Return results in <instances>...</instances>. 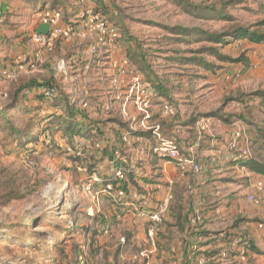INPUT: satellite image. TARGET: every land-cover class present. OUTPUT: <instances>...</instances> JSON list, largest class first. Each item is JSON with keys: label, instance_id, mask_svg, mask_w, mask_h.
<instances>
[{"label": "rangeland", "instance_id": "374dc122", "mask_svg": "<svg viewBox=\"0 0 264 264\" xmlns=\"http://www.w3.org/2000/svg\"><path fill=\"white\" fill-rule=\"evenodd\" d=\"M1 1L9 6V11L3 14L0 27V61L8 60L0 64V71L13 70L14 52L21 48L17 46L18 37H24L35 24L38 12L44 9L43 2H48L45 9H58L62 0ZM90 3L96 8L102 3V9L110 11L104 13L122 29L125 38L131 39L128 53L139 61L138 68L150 81H161L170 91V99L180 110L181 122L183 118L188 123L200 119L238 121L242 130L252 132L247 134L250 149L264 156V144L256 145L253 140L254 132L264 130V108L254 96L255 92L264 91V61H259L257 69L240 73L235 65L219 62L214 51L236 58L250 52L247 44L235 41L221 48L209 41V35L188 38L177 29L198 28L210 35H228L237 28L264 31V0H90ZM56 57L58 51L48 61L53 64ZM194 59L211 63L215 72L208 73ZM44 70L49 71L50 65ZM28 77L22 74L14 81L0 76V264H80L82 259L90 264H146L160 259L157 255L161 247L166 254L171 253L168 250L174 240L183 236L179 228L172 237L159 236L158 251L151 254L146 231L129 228L122 208L119 218H106L101 213L91 216V197L83 186L93 176L97 160L93 158L90 165L88 158L77 161L73 155L69 156L66 142L74 147L77 140L66 141L59 132H55L54 145L46 146L42 131L54 114L27 106L29 99L24 101L23 97ZM249 102L253 105L246 106ZM238 104L244 108L237 111L234 106ZM57 119L53 120L56 128L66 130L65 119L59 116ZM162 122L164 119L159 118L158 123ZM109 148L111 145H106L96 153L97 159L101 156L103 159L98 161L95 179L99 181L94 192L103 188L104 181L111 180L113 155ZM86 163H89L87 173L79 170ZM254 184L245 183L242 187L231 184L230 193L225 192L223 199L237 193L246 215L244 220L238 219L241 221L238 224L229 223V229L244 235L250 233V239L258 244L250 229L264 223V194ZM177 188L184 189L188 198L183 182ZM250 195L255 196L257 203L249 199ZM111 205L102 196L95 211L99 207L103 212L106 208L110 210ZM102 224H106L105 230L99 228ZM174 226L175 219L171 216L167 229L172 232ZM259 251L262 257L247 254L242 260L235 252V260L217 263L264 264L260 246Z\"/></svg>", "mask_w": 264, "mask_h": 264}, {"label": "built area", "instance_id": "2783aa9c", "mask_svg": "<svg viewBox=\"0 0 264 264\" xmlns=\"http://www.w3.org/2000/svg\"><path fill=\"white\" fill-rule=\"evenodd\" d=\"M37 17V28L49 25L48 34H38L37 30L29 34L25 38L26 51L16 54L13 70H3L2 75L7 79L14 78V81L22 74L29 77L44 75L49 57L54 56L60 46L66 47L64 54L56 57L50 66L48 73H52L56 81L41 88V105L61 107L60 112L74 110L78 113L79 122L84 120L85 124L81 126L83 134L77 135L79 141L74 147H67L66 152L69 156L88 158L90 165L93 158L97 159L96 153L104 150V141L115 136L113 130H119L122 145L113 151L111 164L115 169L112 179L96 192L97 174L84 182L85 193L91 197L90 214L92 216L98 207L100 197L107 196L126 214L134 213L138 218L147 219L146 233L152 254L157 251V241L163 232V220L172 196L157 202L153 191L128 193L125 189L130 175L138 176L143 168L142 160L137 157L139 141L151 133L154 138L151 151L155 158L173 163L182 177L198 175L202 173L203 166L196 151L203 143L207 123L198 121L197 140L189 154L181 153L175 140L163 138L161 129L150 123L152 111L159 105L161 116L172 118L177 115V108L160 101L146 75L128 57L121 30L96 7L82 5L70 20H66L61 10L53 8L41 9ZM3 21L0 10V27ZM44 138L50 143L54 136L46 131ZM251 156L249 138L242 129L234 130L227 145V161L242 164ZM89 163L81 165L79 170L87 173ZM254 186L264 194V180L256 181ZM249 199L257 203L254 195ZM200 220L196 217L193 222ZM257 238L264 252V223L257 225ZM233 243L237 249L242 245L240 258L244 260L243 240L236 237ZM80 264L90 263L82 259ZM146 264L159 263L150 260Z\"/></svg>", "mask_w": 264, "mask_h": 264}, {"label": "crops", "instance_id": "0c3cea01", "mask_svg": "<svg viewBox=\"0 0 264 264\" xmlns=\"http://www.w3.org/2000/svg\"><path fill=\"white\" fill-rule=\"evenodd\" d=\"M61 2L62 6L58 9L63 12L66 20H70L76 13H78L82 5L96 7L90 3V0H69V4L67 5H65L63 0ZM47 5L48 2H43L42 8L45 9ZM8 11L9 6L5 9V14L8 13ZM37 22L38 17L35 24L28 29V33H26L24 37H18L17 46H21V48L19 49L20 51L16 50L14 52V56L26 51L27 39L25 38L33 31L39 29L37 28ZM7 26L8 20H6L5 28ZM242 42L247 44V49L250 51L249 53H245L250 63V68L247 72H250L257 69L259 61H264V53L260 52V54H258V51H264V44L257 45L247 41ZM0 44H2V42H0ZM65 50V46H60L57 50L58 55H63ZM251 52L254 54H251ZM3 61L4 60L1 59V63ZM7 61L8 60L5 59L4 62L7 63ZM52 62H48L45 67H48L49 69V65L51 66ZM239 69L242 70L243 67L238 66L236 68V70ZM49 74L51 73H48L46 70L44 75L36 76L45 79L49 78L55 82L56 80L53 78V74ZM35 104L41 105V101L37 100ZM248 105L252 106L253 103L249 102L246 106ZM45 108L57 113L58 111L60 112L61 107ZM234 108H237L238 111L241 108H244V106L238 104L235 105ZM152 112L153 118L150 123L161 129L163 138L166 140H175L181 152H184L183 154H189L191 146L197 140L199 120L188 123V121L185 122V118H183V122H181L179 120V109L178 114L175 117H162L159 105H156ZM159 118L164 119L163 125L158 123ZM80 123L82 125L85 124L84 120H81ZM206 123L208 129L205 132L202 145L196 151L197 158L203 166L202 173L198 175L182 177L173 163L155 158L151 151L152 141L154 142L151 133L145 134L144 139L139 141L138 151L140 153L137 157L142 160L143 168L138 176L130 178L129 181L125 183V189L128 193L150 190L154 192L155 201L163 202L167 199L168 195L172 196L174 189H176V186L180 182H183L185 189L188 190V198L185 197V203L187 210H190L191 213V224L194 227L191 231L192 234L189 238L184 234L179 238L180 240H174L171 249L168 250V252L172 253V256L171 253L166 254L163 247L160 248L161 250H157V256L160 257V259L156 261L159 264H219L217 262L220 260H235L236 257L234 254H236L235 252H239V249L233 246V239L240 237L243 234L239 233L237 230H230L228 224L231 222L238 224V222H241L240 220L245 219L246 213L242 208L241 199L236 195L237 193L231 195L228 200H224L225 192L230 193L229 186H231V184L236 183L239 187H242L241 185L245 183L253 185L262 176L250 173L243 168L241 164L230 163L226 159L227 145L232 132L236 129H241L238 121H234L233 119H225L224 122L220 120H208ZM112 125L115 127V124ZM245 130L244 133L247 135L249 132L247 133ZM113 133L115 134L114 137L104 141L105 146L111 145L112 142L116 141L115 137L119 136L118 129H116V132L113 131ZM251 133L252 132L249 134ZM59 134L62 135V139L68 141V136L64 131L59 132ZM73 140H77L78 142L79 137L76 136ZM66 144L68 147L70 146L68 142H66ZM118 145V147H121L122 143ZM262 157L264 159V156ZM100 159H103L102 156L96 159L98 168V161H102ZM98 168L96 171H98ZM114 169L115 165L109 170L110 173H112L111 179L113 177ZM104 198L107 202L112 203L110 210L109 208H106L103 212L99 207L96 211L94 210L93 215L98 216L99 213H101L100 215H104L106 218H109L110 216L119 218L120 216L117 207L114 204V200L107 196H104ZM123 216L125 222L128 223L129 228L138 230V232L142 230L146 231L147 219L138 218L134 213L124 214ZM171 216L172 211L168 209L163 220V234L161 238L167 234V222L171 219ZM196 217H200L201 220L199 222H193V219ZM239 218L241 219L238 220ZM99 228L105 230L104 226H99ZM250 231L252 233L251 236L256 237L258 241L257 234H254L257 233V227L254 225L251 227ZM159 243H161L160 239ZM183 243L185 245H183ZM164 256H166V258ZM254 256L260 257L261 255Z\"/></svg>", "mask_w": 264, "mask_h": 264}, {"label": "trees", "instance_id": "16d2710c", "mask_svg": "<svg viewBox=\"0 0 264 264\" xmlns=\"http://www.w3.org/2000/svg\"><path fill=\"white\" fill-rule=\"evenodd\" d=\"M63 2H66V0H63ZM67 4H69V0H68V3L67 2L65 3V5H67ZM6 8H7V5L2 4V1L0 0V10H1L2 14L5 13ZM102 8H103V4L100 3L97 7V10L100 11L101 13H103L104 15H106L104 13L105 9H102ZM105 12L108 13L110 11L105 10ZM263 26H264V24H263ZM118 28L121 30L122 38H123L122 43H123V45L127 51L128 57L130 58V60L134 64H136L138 66L139 61H137L135 59L133 60V58L128 53L127 48L131 44V39L125 38L122 29L119 26H118ZM177 29L182 32L181 34L183 36H186L188 38H193L196 35H200V34L209 35L208 36L209 41L213 44L220 45L221 48H223V47L225 48V46H228L229 44H232L235 41H238V42L239 41L240 42L247 41L249 43L257 44V45L264 44V31H259L258 29L237 28V29L231 31L228 35H217V34L210 35V34L204 32L198 28L188 29V28H184V27H177ZM214 56L221 63H228L230 65H235V67L242 66L243 69L240 70V73L241 72H247L250 68L249 59L247 58V56L245 54H243L239 57L233 58V57H229V56H227L221 52L214 51ZM194 60L197 61L196 62L197 65L201 66L208 73H214L215 72L216 67L214 65H212L211 63L205 61L204 59H194ZM0 64H1V61H0ZM0 76L5 78L2 75V71H0ZM147 79H148V77H147ZM27 80H28V82L26 83V86L24 87V88H27L26 93H25L26 95H24V97H23L24 101H28V99H29L30 104H27V106H29V107L37 106V108L40 109L38 112H45L48 114H54V115H52L51 118L48 119V121H46V123H48V125L42 131V135H44L46 131H50L52 133V135L55 136L56 135L55 132H61L62 131V130L57 129L56 128L57 126L54 125L53 120L56 121L58 116L61 117L62 119H65V122H66L65 124L67 125V129L64 130V133L68 136V139L73 140L74 137H76L77 135L83 134V132L81 130L82 124L78 120V113L76 111L68 110L66 112H59L58 111L57 113H54V112H52L53 110L46 109L45 107H43L41 105L35 104V102L37 100L41 101V93H40L41 88L44 87L45 85L48 86V85L53 83V82H51V79H46L48 81L45 82V80L40 78V76H32V77H28ZM148 81L151 83L153 89L157 92L161 102H169V103L174 105V103L172 102V99H170V91L165 88L164 84L161 81L156 80V81L152 82L149 79H148ZM254 96L257 99H260L261 107L264 108V91H257L254 93ZM175 107L178 110V107L177 106H175ZM55 108H57V107H55ZM163 124H164V122H162V125ZM114 132H116V129H114ZM118 132H119V130H118ZM14 134L17 135V132L14 131ZM30 134H33V133L30 132ZM118 137L119 136L115 137L116 141L112 142L111 148H109V150L112 152L111 153L112 155H113L114 150H117L118 148H120V147H118L119 146L118 144L122 143V140L120 139V137L119 138ZM253 140H254L256 145H258L259 143L264 144V130L260 129V131H258L256 133L254 132V139ZM53 143H54V139L50 143H47L45 141L46 146L50 147V148L54 145ZM68 144H69V142H68ZM251 148H252V145H251ZM262 150L264 151V147H262ZM252 152H253V154H252L251 158H249L246 162L242 163L241 166L243 168H245L247 171H249L250 173L260 175V176H262L261 178H264V159L260 154H258L255 150H253V148L251 150V153ZM107 153H109V152L107 151ZM74 159H76L78 161L80 159V157H75ZM96 172L97 171L93 170L92 174H97ZM132 177H134V175H130V178H132ZM107 183H109V181H107V180L104 181L102 187L104 188L107 185ZM113 184L116 185V182H113ZM114 204L116 205L118 213L120 214L121 208L119 206H117L115 201H114ZM169 209L172 211L173 219H175V226L172 227V232L167 230L168 236L170 235L172 237L173 234L176 232L175 230L179 228L181 230L182 234L183 235L185 234L186 237L189 238L190 235L192 234L191 231L194 227L191 224L192 223L191 217H190L191 213H190V210L189 211L187 210V206L185 203V196L183 194V189L177 188V186H176V189H174V191L172 193V200L170 201ZM164 224H165V221H164ZM105 225L106 224H104L103 226H105ZM87 232L90 233L91 230L87 229ZM177 232H178V230H177ZM162 234H163V232L161 233L160 236H162ZM240 237L244 242L243 247L245 246L244 249H245L246 255L247 254L260 255L259 246H258L259 244L254 243L253 240L250 239L249 234H246V235L243 234ZM241 247H242V245L238 246L239 252H237L240 256H241V252H240Z\"/></svg>", "mask_w": 264, "mask_h": 264}, {"label": "water", "instance_id": "95a60500", "mask_svg": "<svg viewBox=\"0 0 264 264\" xmlns=\"http://www.w3.org/2000/svg\"><path fill=\"white\" fill-rule=\"evenodd\" d=\"M48 32H49V25H44L37 30L38 34H48Z\"/></svg>", "mask_w": 264, "mask_h": 264}]
</instances>
